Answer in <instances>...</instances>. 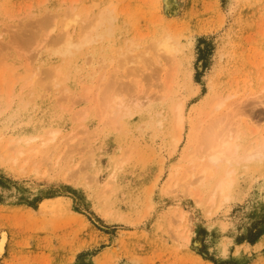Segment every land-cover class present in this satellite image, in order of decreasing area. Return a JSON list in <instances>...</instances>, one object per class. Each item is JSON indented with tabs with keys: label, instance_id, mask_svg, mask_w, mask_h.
<instances>
[{
	"label": "rangeland",
	"instance_id": "obj_1",
	"mask_svg": "<svg viewBox=\"0 0 264 264\" xmlns=\"http://www.w3.org/2000/svg\"><path fill=\"white\" fill-rule=\"evenodd\" d=\"M103 4L116 16L112 33L69 59V77L59 85L68 90L51 95L46 82L21 99L19 84L7 81L9 61L20 71L38 56L45 67L56 47L46 42L37 53L38 42L24 40L36 33L38 41L44 17L57 11L59 17L72 5L81 14L78 32L81 19ZM0 29V135L57 127L56 139L64 142L55 139L57 153L44 162L48 170L0 160V233H6L0 264H264V158L234 164L230 196L215 212L204 203L205 186L195 188L203 193L198 198L180 181L172 184L181 174L175 169L187 165L183 153L196 111L217 94L235 90V100L245 94L235 106L244 111L242 137L263 133L264 0H0ZM165 32L179 40L180 51L166 71L146 64L135 90L134 75L103 63L131 40L133 55ZM110 78L125 98L133 92L163 96L155 94L150 106H130L114 124L102 122L96 95ZM84 86H91L87 94ZM181 99L183 127L174 144L170 118ZM84 109L78 119L74 113ZM74 131L78 137L70 142ZM181 208L190 218L188 240L177 236Z\"/></svg>",
	"mask_w": 264,
	"mask_h": 264
},
{
	"label": "bare ground",
	"instance_id": "obj_2",
	"mask_svg": "<svg viewBox=\"0 0 264 264\" xmlns=\"http://www.w3.org/2000/svg\"><path fill=\"white\" fill-rule=\"evenodd\" d=\"M70 7L71 8L61 13L59 17L58 11L44 17L42 20L44 23L43 27H46L45 29L47 31L45 30L46 34L44 33L43 37H39L38 41L35 39L36 33H32L28 39H22L28 45L38 42L37 53L42 48H45L46 42L47 44L48 42H52L53 45L54 43L58 44H55L56 47L50 49V55L55 54V56L50 57L49 61L51 63L45 66L47 68L39 63L38 56L35 57L32 64L27 65V62V67L22 68L20 71L16 70V67H13L12 62L9 61L10 67H8L9 73L7 75V81L8 83L19 84L18 90L20 89V92L18 94L21 99H24L23 97L31 95L37 91V89L46 82H48V84L45 85L51 90V95L61 93L62 90L67 91L68 89L66 86L59 85H63L64 83L61 82H63V80L65 81V79L67 80V77H69V59L80 57L79 55H81L85 48L90 44L98 41L105 35L112 33L116 16L107 4H103V6L97 8L94 13H91L89 18L81 19L82 25L78 32H75L74 24L77 23V19L81 14L78 11L73 10V5ZM56 26H59V28L57 27V33H55L53 37L50 34L48 37H51V41L47 40V35L49 32H52L49 30H54ZM2 34L3 31L0 29V38L3 37ZM148 42L149 44H145L146 47H143V49H145L141 51L142 54L139 52L140 56L138 52H136L137 54L134 53L132 55V50L136 49L137 46L136 43L131 40L130 44L125 45L123 49H116V54L108 56L107 61L104 60L103 63L109 64L114 62L115 67H117L118 70H126V74H132L135 76H133L134 79L139 76L142 77L143 74L145 75L144 72L147 69V65L153 62L159 63L162 70L166 71L167 61L172 60L174 55L181 49L179 40L170 32H165L154 40ZM28 45L25 44L24 46ZM28 57L30 56H26L25 58ZM140 61L141 65H139ZM142 62L145 64L142 65ZM133 63L136 65L138 63L139 66H134ZM187 76L192 81V73L190 70L187 72ZM104 77L105 75L103 73L101 74L100 79ZM46 79L48 80L46 81ZM134 79L131 80L130 84L135 90L137 86L141 85V79ZM3 80H5V77L3 76V71L0 69V82ZM166 85H169L168 82ZM90 87L91 86H84L83 91L85 94L90 92ZM98 87L99 85L97 86V89ZM124 87L128 89L127 84L124 85ZM197 87L198 85L196 84V91L198 90ZM121 88L122 85L120 86L117 80L110 78L103 84V88L97 93L96 98H99V103H101L99 106V103H97L98 100L96 101V104H98L97 116L100 121L114 124L119 120L122 114H125V112L128 111L130 106H150L157 93L155 92L152 96L148 95V93L147 95H141L138 94V92H133L128 98H125L123 96L124 94L121 93ZM140 90L141 89H139V91ZM236 93L238 92H235V90H229L224 91L222 94H217L209 99L207 104L201 106L199 111H196L197 113L194 116L196 122L194 126L191 127L192 130L189 133V140L187 142L188 146L183 153V158L187 165H182L175 169L177 173L181 172V174L180 177L175 178L174 183H172L178 184V181H180V185L189 190H195V188L199 189L200 186H205L206 189H208V192L205 195L204 203L208 205V208L209 206H211V208L213 207V212L217 211L221 203L226 201L230 196L234 182V164L255 158H264V131L263 133L261 132V135L258 137H242L244 131L240 125L243 124L241 118H243L242 114H244V111H242L243 109L241 108V111H238L237 108H239V106H237V104L239 103L241 105L240 101L244 98L246 100V97L244 94L241 95V100H235L234 97H236ZM56 96L58 97L57 94ZM159 96L162 97L163 95L160 94ZM236 101L238 102L237 104ZM242 106L244 107L245 105ZM172 109L173 112L172 117L170 118L171 126L169 127V130L172 131V140L174 141V144H176L181 137V130L183 127L185 114L183 100L181 99L174 102ZM85 114H87L85 109L78 110L74 113L76 117L78 116V119H81L80 116L84 117ZM59 130L60 129L56 127L47 128L44 132L37 134H19L16 136L10 135L8 137L0 135V160L4 162L12 161L11 163H15V165H18L17 163H22L19 165L20 167L22 165L27 166L26 164H28V162L32 166L35 164V166L37 165L36 167H39L38 165L42 164L40 167H44V165L47 167L44 162L47 163V160L51 162L52 160H50V156H53L52 152L54 155L57 153L54 152L58 148L57 146H59V143L56 141L60 140L59 142H63L61 139H56ZM75 135V131L71 133L69 136L70 138H68L70 139V142H72V139L75 137H78ZM67 144L68 142L64 145L60 143V145H63L62 150L64 147H67ZM190 147H192V149L188 152ZM44 149H47L48 152H46L48 155L45 153V155L42 156ZM58 153L61 155L62 152L58 149ZM39 154L42 156L40 157L41 160H39V157L37 159V155L40 156ZM56 156V159L53 157V162L56 161V163H58L60 162L58 160V157L60 156ZM56 163L53 165H56ZM47 164L49 165V162ZM58 165L59 164H57V166ZM25 166L23 168H25ZM35 166L34 169H36ZM31 168L33 169V167ZM46 169L48 170V167ZM109 177H111V175ZM104 181L103 186L105 187L109 183L107 180ZM168 186H170L169 182ZM104 187L101 191L102 194L104 193ZM196 192L197 197L198 195H203L202 192L198 193V190ZM179 220L184 223L179 225L181 231L177 233V236L182 238V240H188V236L183 234L186 233V231H190V229H188L190 218L184 208H181L178 211V221ZM0 235L1 252L3 251V246L6 241V233L2 232Z\"/></svg>",
	"mask_w": 264,
	"mask_h": 264
}]
</instances>
